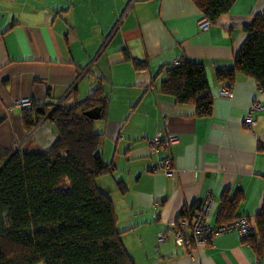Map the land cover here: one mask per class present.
Listing matches in <instances>:
<instances>
[{"label":"crops","instance_id":"crops-1","mask_svg":"<svg viewBox=\"0 0 264 264\" xmlns=\"http://www.w3.org/2000/svg\"><path fill=\"white\" fill-rule=\"evenodd\" d=\"M260 10L238 0L203 29L193 0H0V146L49 149L56 140L47 116L25 130L28 108L19 99L55 106L84 99L100 85L109 102L94 126L103 131L101 152L114 170L98 179L135 264H258L237 231L202 247L158 242L157 235L210 195L205 216L212 223L226 192L238 202L239 217L263 210L264 113L253 112L256 134L244 117L264 93L256 79L239 74L228 97L216 76L221 66H233L244 26ZM126 51L148 68L136 69ZM182 55L206 64L211 115L200 117L193 103L160 92L164 68ZM158 135L178 140L152 152L149 140ZM166 156L174 176L153 170Z\"/></svg>","mask_w":264,"mask_h":264},{"label":"trees","instance_id":"trees-1","mask_svg":"<svg viewBox=\"0 0 264 264\" xmlns=\"http://www.w3.org/2000/svg\"><path fill=\"white\" fill-rule=\"evenodd\" d=\"M193 1L210 25L238 2ZM244 29L246 39L234 53L233 66H221L216 76L222 86L230 88L239 74L251 76L264 93V3ZM128 56L136 69L148 68L147 61ZM164 71L160 92L178 102L193 103L200 117L212 114L214 101L203 61L182 55ZM108 102L100 85L72 103L34 102L22 114L24 128L30 133L47 116L56 132L52 147L31 150L23 146L15 151L0 146V264H135L122 240L114 202L98 185V178L113 173L114 165L103 157V131L87 112L99 106L103 114ZM237 204L226 192L217 222L240 218ZM201 205L184 208L177 220L193 217ZM248 219L255 231L242 240L263 260L264 201L263 210ZM182 232L189 236L190 228Z\"/></svg>","mask_w":264,"mask_h":264},{"label":"built area","instance_id":"built-area-1","mask_svg":"<svg viewBox=\"0 0 264 264\" xmlns=\"http://www.w3.org/2000/svg\"><path fill=\"white\" fill-rule=\"evenodd\" d=\"M203 29H208L210 23L208 20H203L200 24ZM221 93L228 97H232V88L223 86ZM18 103L22 106L30 108L34 105V101L29 98H21ZM264 111V102L256 100L252 107L248 109L245 117L244 124L247 127L253 126L256 123V118L253 116V112ZM178 140L177 136L170 135L167 139L163 140L161 135L155 136L149 140L150 148L152 152H157L160 149L166 150L170 145L174 144ZM264 148V144H263ZM153 170L164 171L168 176H174V161L171 157L166 156L153 167ZM213 201V196H208L201 205L200 210L197 211L193 217L181 216L171 229L162 231L158 234V242H164L166 240L174 239L177 245H191L192 247H202L210 242L215 236L231 231H237L240 233L243 239L251 237L254 233L253 224L248 217H240L236 221L228 223H212L206 219L205 213L208 210L209 205ZM190 228V235L186 236L182 230ZM258 264H261V260L258 258Z\"/></svg>","mask_w":264,"mask_h":264},{"label":"rangeland","instance_id":"rangeland-1","mask_svg":"<svg viewBox=\"0 0 264 264\" xmlns=\"http://www.w3.org/2000/svg\"><path fill=\"white\" fill-rule=\"evenodd\" d=\"M242 1V0H241ZM250 1V3H253L254 5L255 4H257V5H261V7L263 6V3H264V0H249ZM237 4V3H236ZM258 113H264V111H258ZM256 127H257V123H255V125H254V127L253 126H250V127H246V129L247 130H250V131H252V133L253 134H256L257 133V131H256ZM100 180L98 179V185H99V187L100 188H102L101 187V184H100V182H99Z\"/></svg>","mask_w":264,"mask_h":264},{"label":"water","instance_id":"water-1","mask_svg":"<svg viewBox=\"0 0 264 264\" xmlns=\"http://www.w3.org/2000/svg\"><path fill=\"white\" fill-rule=\"evenodd\" d=\"M101 111H102V108L99 107V106H97V107L91 109L90 111H88L87 114H88L91 118H93V119H98V118L101 117ZM17 150H18V149H16L15 151H17ZM15 151H14V152H15ZM13 154H14V153H13Z\"/></svg>","mask_w":264,"mask_h":264},{"label":"clouds","instance_id":"clouds-1","mask_svg":"<svg viewBox=\"0 0 264 264\" xmlns=\"http://www.w3.org/2000/svg\"><path fill=\"white\" fill-rule=\"evenodd\" d=\"M33 106H34V105H33ZM33 106H32V107H33ZM30 108H31V107H30Z\"/></svg>","mask_w":264,"mask_h":264}]
</instances>
